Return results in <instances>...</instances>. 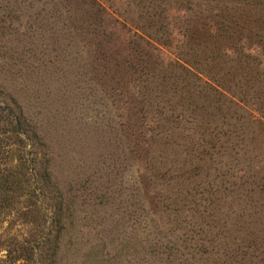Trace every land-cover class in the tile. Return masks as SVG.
I'll use <instances>...</instances> for the list:
<instances>
[{
	"label": "rangeland",
	"instance_id": "1",
	"mask_svg": "<svg viewBox=\"0 0 264 264\" xmlns=\"http://www.w3.org/2000/svg\"><path fill=\"white\" fill-rule=\"evenodd\" d=\"M182 60L264 89V0H0V264H264V127Z\"/></svg>",
	"mask_w": 264,
	"mask_h": 264
},
{
	"label": "trees",
	"instance_id": "2",
	"mask_svg": "<svg viewBox=\"0 0 264 264\" xmlns=\"http://www.w3.org/2000/svg\"><path fill=\"white\" fill-rule=\"evenodd\" d=\"M177 63L182 64V66L184 65L183 67L187 70V72L195 75L197 78H199L201 81H203V83L206 86H208L209 88H212L217 93V95H219L218 96L219 98H217L216 100L218 101V103L222 104L221 107H224V109L227 110V113H224V114L222 113V115L220 116L222 121H223V125L226 123L225 125H229V127H231V122H233L234 124H232V126L235 127L236 132L238 133L239 131H242L243 134H245V132H247V138L248 139H250V136H249L250 132L256 133L257 136L262 137L261 132L258 131V127H259V125H262L264 127V114H262V112H259L260 110H258L256 108L254 109V105L255 104L258 105V104L262 103V102H260L259 96L262 98V100L264 99V89H261L260 84L256 88L252 87L253 84L254 85L256 84V82H254V80H256V79L251 75L252 71L250 69H245L244 66H237L234 69L232 79H231L232 72L230 73L228 71H224L223 74H221V75L218 74V78H217V77H214V75L217 76V74H215L214 72H212V73L211 72H204L203 70H201L199 68H195V66L185 62V60H182V62L177 61ZM239 64H241V63H239ZM237 75H238V78L240 77L241 79H243L245 81L244 85L247 88V90L249 91L246 95H243L244 97L238 96L236 94L237 92L238 93H241V92L237 91V88H235L234 85L230 86L231 85L230 82H232V80L234 79V76H237ZM228 81H229V83L226 84V82H228ZM257 84H256V86H257ZM249 85L251 87H248ZM262 87H264V86H262ZM249 93L251 94V96H249ZM211 95H213V94H211ZM223 99L226 100L227 103H224ZM1 109L4 111L7 110L8 115L11 116V111L9 108L3 107ZM220 110L223 111V109H220ZM228 110H229V114H228ZM239 110L243 111L245 113V115L240 113ZM13 121H14L13 122L14 127H13L12 131L16 136L20 137V135H22V128H20L21 121H16V120H13ZM204 123L207 124V121ZM206 128H208V126ZM252 128L255 130H252ZM213 132H215V131L206 130V131L202 132L201 136L209 135V138H211V141H212V139H214L216 141L219 135L217 133L213 134ZM219 138L221 139L220 136H219ZM200 141L204 142L206 140H200ZM226 143H228V140ZM247 148H248V145L245 148L244 147L237 148V147H235V145H233L230 149V152L228 151V153L231 154V151L233 150L234 158L238 159V160H243V159H247L248 158L247 153L251 152L250 156L252 158L254 152L252 150L247 151L246 150ZM10 182L11 181L8 178H0V184L2 186H4V188L7 191L11 190V188L8 185ZM11 184H12V182H11ZM250 187H251V189H249L248 193L246 194L248 208L250 210H253V209H257L259 207H264V176L261 177L257 181L254 180L250 184ZM224 252L216 251L215 253H213V255H217L219 257L214 256L215 259L211 263L212 264H225V262H220L221 257H226L228 254L227 251L224 250ZM205 253H207V255H209V253H211V252L210 251L203 252V254H205ZM184 254L188 256V254H186V253H184ZM207 255L204 258H203V256H201L200 260L201 259L202 260L198 261V263L195 260L191 261L192 258L183 259V261H184L183 264H209L210 258H207Z\"/></svg>",
	"mask_w": 264,
	"mask_h": 264
}]
</instances>
